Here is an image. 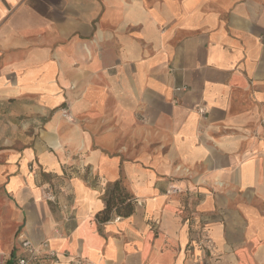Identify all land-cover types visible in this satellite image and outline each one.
<instances>
[{
	"label": "crops",
	"instance_id": "obj_1",
	"mask_svg": "<svg viewBox=\"0 0 264 264\" xmlns=\"http://www.w3.org/2000/svg\"><path fill=\"white\" fill-rule=\"evenodd\" d=\"M0 187L39 264H264V0H0Z\"/></svg>",
	"mask_w": 264,
	"mask_h": 264
},
{
	"label": "built area",
	"instance_id": "obj_2",
	"mask_svg": "<svg viewBox=\"0 0 264 264\" xmlns=\"http://www.w3.org/2000/svg\"><path fill=\"white\" fill-rule=\"evenodd\" d=\"M200 110L203 111V109ZM41 258L49 261L58 260L56 252L47 249L41 250L26 237L19 239L14 253L10 254L0 249V264H39Z\"/></svg>",
	"mask_w": 264,
	"mask_h": 264
},
{
	"label": "trees",
	"instance_id": "obj_3",
	"mask_svg": "<svg viewBox=\"0 0 264 264\" xmlns=\"http://www.w3.org/2000/svg\"><path fill=\"white\" fill-rule=\"evenodd\" d=\"M112 210H115L118 215L122 216L129 215L133 210L130 195L121 183V180L114 181L106 189L105 208L102 211L100 218L102 220H107Z\"/></svg>",
	"mask_w": 264,
	"mask_h": 264
},
{
	"label": "rangeland",
	"instance_id": "obj_4",
	"mask_svg": "<svg viewBox=\"0 0 264 264\" xmlns=\"http://www.w3.org/2000/svg\"><path fill=\"white\" fill-rule=\"evenodd\" d=\"M2 188L0 187V204H2L3 203V201L1 200V196H2ZM3 237V236H2Z\"/></svg>",
	"mask_w": 264,
	"mask_h": 264
}]
</instances>
